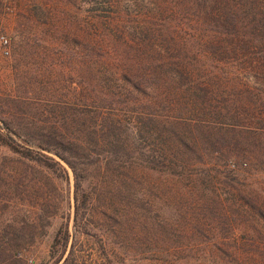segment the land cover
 <instances>
[{
    "label": "rangeland",
    "instance_id": "rangeland-1",
    "mask_svg": "<svg viewBox=\"0 0 264 264\" xmlns=\"http://www.w3.org/2000/svg\"><path fill=\"white\" fill-rule=\"evenodd\" d=\"M83 1L0 0V133L57 161L46 167L0 141V264H264V135L253 132L230 133L239 144L219 153L201 142L186 153L199 164L183 168L178 157L176 174L136 177L103 154L85 156L75 165L91 204L76 220L74 171L42 145L90 122L82 104L97 76L80 40L96 36L94 25L81 30L98 12ZM115 176L138 182L142 200ZM113 192L127 217L113 211Z\"/></svg>",
    "mask_w": 264,
    "mask_h": 264
},
{
    "label": "trees",
    "instance_id": "trees-1",
    "mask_svg": "<svg viewBox=\"0 0 264 264\" xmlns=\"http://www.w3.org/2000/svg\"><path fill=\"white\" fill-rule=\"evenodd\" d=\"M81 9L98 12L81 30L94 25L96 36L80 40L92 49L97 76L92 103L82 104L90 122L79 120L80 135L59 131L42 145L74 171L76 220L91 204L75 165L85 156L103 154L102 163H122L136 177L163 168L176 174L178 157L183 168L199 164L186 153L201 142L219 153L218 146L239 144L230 133L264 135V0H85ZM0 141L46 167L57 163L1 133ZM114 178L117 187L121 179ZM133 182L122 185L142 200ZM118 195L111 194L113 211L127 217Z\"/></svg>",
    "mask_w": 264,
    "mask_h": 264
},
{
    "label": "built area",
    "instance_id": "built-area-1",
    "mask_svg": "<svg viewBox=\"0 0 264 264\" xmlns=\"http://www.w3.org/2000/svg\"><path fill=\"white\" fill-rule=\"evenodd\" d=\"M5 42H7V40H5Z\"/></svg>",
    "mask_w": 264,
    "mask_h": 264
}]
</instances>
